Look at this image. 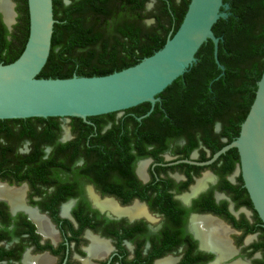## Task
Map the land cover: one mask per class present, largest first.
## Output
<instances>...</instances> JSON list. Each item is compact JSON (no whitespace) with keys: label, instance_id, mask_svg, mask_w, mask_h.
<instances>
[{"label":"flooded vegetation","instance_id":"af4514ba","mask_svg":"<svg viewBox=\"0 0 264 264\" xmlns=\"http://www.w3.org/2000/svg\"><path fill=\"white\" fill-rule=\"evenodd\" d=\"M150 2L146 10H156L157 0L151 9ZM148 20L155 23V18L146 19V24ZM138 110L104 116L109 121L102 132L118 123L121 128L116 134H126L124 147L137 157L130 160L131 168L125 174L113 170L108 183L68 170L94 158L83 145L77 154L66 149L59 156L61 170L45 174L28 170L31 164L26 155L33 150L34 140L21 139L14 122L12 132L0 126V185L21 190L14 203L0 195V264H264V227L254 206L247 202L248 191L239 194L222 189L224 182L217 170L223 161L219 158L208 165L181 161L201 163L212 158L205 133L189 131L178 123H161L158 120L166 108L137 123L132 118ZM63 119L67 120L65 126ZM60 122L62 130L56 141L73 140L72 117H60ZM222 128V123L216 122L213 131L220 134ZM116 142L114 139L111 146L115 151ZM6 144L12 149L4 150ZM193 144L197 146L191 149ZM41 147L44 159L55 149L53 145ZM7 168L13 169L4 174ZM235 173L236 169L226 176L233 184L241 176ZM208 175L212 179L193 194V187ZM108 185L118 193L105 192ZM106 199L113 200L115 207L104 206L101 202ZM136 205L143 212L139 213ZM206 220L228 229L224 227L231 250L217 249L220 244L204 228Z\"/></svg>","mask_w":264,"mask_h":264},{"label":"trees","instance_id":"16d2710c","mask_svg":"<svg viewBox=\"0 0 264 264\" xmlns=\"http://www.w3.org/2000/svg\"><path fill=\"white\" fill-rule=\"evenodd\" d=\"M16 1L18 16L12 31L0 13V64L18 59L29 38L28 0ZM190 1L157 0L156 10L147 11L146 4L150 0H70L68 4L65 0H53L56 22L52 48L38 77L102 76L134 66L161 49L169 34L178 30ZM226 1L231 6L230 10H225L228 17L220 18L213 26L215 35L223 38L219 42L218 57L225 70L216 62L214 42L208 40L197 52V61L189 70L158 95L162 100L156 103L150 116L141 121L136 118L149 111V102L127 109H139L132 118L139 123L166 108L163 118L158 121L178 123L189 131H202L212 155L239 136L264 71V0ZM148 18H155V23L146 24ZM113 114L88 117L95 123L93 125L72 117L75 137L66 143L56 141L62 130L60 117L0 119V126L12 132L14 125L11 123L14 122L19 126L21 139L34 140L33 150L26 155L31 164L28 170L36 169L40 174L61 170L59 156L66 149L77 154L83 145L86 153L94 158H87L84 166L68 170L77 176L93 175L91 180L103 179L108 183L113 170L125 174L131 168L128 164L137 158L124 147L126 134H116L115 130L121 128L118 123L102 132V127L109 121L104 116ZM216 122L223 125L220 134L213 131ZM221 138H227V141L223 142ZM114 139H117L116 151L111 148ZM42 145L54 146L50 157L43 158ZM196 146L191 145V149ZM9 148L12 149L7 144L4 146V150ZM219 160L223 161L217 170L224 182L222 189L239 194L247 192L242 175L236 184L226 178L240 162L237 148L228 150ZM11 169L4 170V174ZM104 191L118 193L111 185ZM247 202L253 206L249 194Z\"/></svg>","mask_w":264,"mask_h":264},{"label":"water","instance_id":"95a60500","mask_svg":"<svg viewBox=\"0 0 264 264\" xmlns=\"http://www.w3.org/2000/svg\"><path fill=\"white\" fill-rule=\"evenodd\" d=\"M10 1L13 19L8 21L0 11L12 31L18 13L16 3ZM28 6L30 33L25 49L14 62L0 64V119L79 117L90 122L88 117L119 112L149 102L151 109L138 118L142 119L153 112L160 100L158 95L197 61V52L208 40L214 42L216 62L225 70L218 57L219 42L223 38L217 37L213 30L220 18L229 15L225 10L230 5L224 0H191L178 30L169 34L161 49L138 64L108 75L89 77L75 74L70 78L38 77L51 53L56 22L54 2L28 0ZM152 22L147 21L148 24ZM232 148H237L240 155L235 174L242 175L264 227V71L239 136L206 162L181 161L208 165Z\"/></svg>","mask_w":264,"mask_h":264},{"label":"bare ground","instance_id":"6f19581e","mask_svg":"<svg viewBox=\"0 0 264 264\" xmlns=\"http://www.w3.org/2000/svg\"><path fill=\"white\" fill-rule=\"evenodd\" d=\"M0 10L5 14V17L8 21L13 19V17H14L13 6H12V3L10 0H0ZM207 179H212V178H211V176L208 175V176H205L203 179L199 180L198 185L193 187L192 193L196 194L202 188H204L206 186ZM0 195H5V196L11 198L12 202L14 203V202L19 201V195H21V190H10L4 185H0ZM20 199H21V197H20ZM101 203L106 207H112V208L115 207L113 200H111V199H106L105 201H102ZM135 209L139 213L143 212V209L137 205L135 206ZM41 223L43 224V229L48 232L49 229H48L46 223H44V221H41ZM203 223H204V228H206L205 229L206 232H209V235L212 237L213 241L220 244V247L218 249H224V250L227 248H229L230 250L232 249L231 245L229 244V241H228V237H227L228 234L226 235V233H227L226 229L227 228L225 226H222L219 223H217L216 221H212V220H206V222L204 221ZM222 257L223 256L221 255V258ZM239 264H241V263H239Z\"/></svg>","mask_w":264,"mask_h":264},{"label":"rangeland","instance_id":"374dc122","mask_svg":"<svg viewBox=\"0 0 264 264\" xmlns=\"http://www.w3.org/2000/svg\"><path fill=\"white\" fill-rule=\"evenodd\" d=\"M151 3V2H150ZM154 3V2H153ZM150 7V9H151V7L152 6H149ZM67 124V120L66 119H63V125L65 126ZM234 175V174H233Z\"/></svg>","mask_w":264,"mask_h":264}]
</instances>
